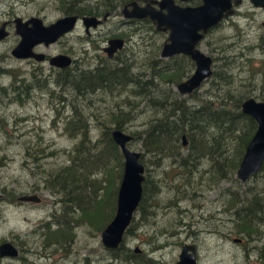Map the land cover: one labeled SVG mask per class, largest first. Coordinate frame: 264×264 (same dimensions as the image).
<instances>
[{
    "label": "rangeland",
    "instance_id": "374dc122",
    "mask_svg": "<svg viewBox=\"0 0 264 264\" xmlns=\"http://www.w3.org/2000/svg\"><path fill=\"white\" fill-rule=\"evenodd\" d=\"M7 1H10L8 5L0 3V23L7 18L2 13L12 10L18 14L39 10L45 22L54 21L62 13L58 0L52 3L46 0ZM99 2L101 0H89L85 5L98 8ZM121 8L119 6L97 29L90 30V35H86L83 25L78 23L71 33L57 42L35 50L46 55H69L75 60L67 69L70 73L80 68H95L108 59L101 50L108 36L128 32L134 27L124 23ZM263 21L264 11L253 9L249 2H245L198 44L213 58L212 70H225L230 76L226 82H220L223 84L219 88L212 87L209 78L205 80L196 90L199 98L216 101L230 89L234 94H242L244 99L253 97L264 101ZM138 27L142 30L131 32L120 54L121 61L125 60L123 56L126 57L132 66L131 72L138 75L142 83L154 81L159 83L160 89L174 93V84H165L154 76L149 65L161 59L166 34L157 32L153 25L145 22H140ZM145 40L149 41V46L145 45ZM18 41L19 36L11 28L9 35L0 42V243L7 240L15 244L19 256L0 257V264H139L112 259L109 249L101 241L104 228L99 225L110 212L113 200V195L110 194V198L108 195L111 189L118 188L120 182L119 174L113 173L116 158L105 153L107 149L101 142L105 127L112 129L115 126L111 113L129 111L128 102L134 108L131 113L136 116L123 123V130L126 133L142 131L148 114L145 100L131 94L134 84L116 96L101 90L75 95L73 90L61 86L64 69L54 68L47 61L38 63L15 58L11 51ZM121 61L108 59L107 63L121 66ZM23 82L31 83L32 88L27 94L22 92L19 95L17 91ZM150 87V91L155 92L153 86ZM194 99L196 93L188 101H196ZM74 110L81 114L82 125L86 127L88 138L95 143V151L103 150V156H106L105 167L101 164L90 173L86 167L77 182L81 183L85 195L80 194V205L85 203L87 211L92 212L87 217L74 203L60 202L65 197L64 191L56 192L44 184L48 174L54 175L57 169L70 164V155L76 153L83 159L87 153L85 149L76 151L75 146L82 138L77 124L64 129L67 122L76 118ZM129 147L141 153L146 168V207L149 206V211L146 216L139 210L134 214L129 232L124 235L123 252L134 253L138 249L135 255L149 262L175 264L182 245L193 243L197 247L198 264H264V222L257 223L259 234L247 236L236 231L231 216L233 202L238 201L240 195L244 199L250 187L262 189L263 177L254 176L241 182L235 172L230 179L214 180L215 157L203 158L196 165L189 161L192 159L188 156L189 149L181 144L177 148L180 155L177 153L172 157L153 156L143 147L141 136L134 138ZM36 148L41 149L36 152ZM28 153H32V157ZM36 156L37 160H34ZM182 162L187 164L183 166ZM77 166L83 169L84 162L79 161ZM116 171L119 172V168ZM93 178L101 179L102 183H91ZM153 188L157 189L156 192ZM22 194H38L43 201L34 204L18 201L16 197ZM107 197L105 207L103 203ZM64 213L68 216L67 225L71 232L67 244L45 246V226L56 228L65 219Z\"/></svg>",
    "mask_w": 264,
    "mask_h": 264
},
{
    "label": "trees",
    "instance_id": "16d2710c",
    "mask_svg": "<svg viewBox=\"0 0 264 264\" xmlns=\"http://www.w3.org/2000/svg\"><path fill=\"white\" fill-rule=\"evenodd\" d=\"M80 1L81 0H71L70 6H65L63 3L67 11L66 13H94L92 9L81 8ZM129 1L132 0H111V2L116 5H123ZM107 62L108 59H106L100 67L80 68L70 74L66 69L65 72L62 73V88L73 90L75 95L94 93L95 91L101 90L116 96L121 95V91H123L125 87L134 84L135 88L131 90V94L145 100L144 107L147 109L148 114L143 130L140 132L132 131L129 134L132 135L133 139L141 136L145 150L151 152L152 155L156 157L175 156L178 151L177 148L182 141L181 137L185 135L186 140L189 142L191 150L190 155L193 157L196 156V165L203 158L215 157L216 165L212 172V174H214V180H221L224 178L230 179L234 175L243 158L245 149L257 128L256 121L252 117L241 112V103L244 100L242 94H234L230 89H227L225 93H223V96L219 99L217 98L215 101L207 97L199 98L196 91L190 95V97H195L196 93V99H194L196 101L187 102L186 98H182L170 90L169 94L168 91L165 92L160 89L159 83L149 80L142 83L138 75L131 72V67L126 62L121 66H118V64L109 65ZM192 66L190 59L184 55L175 56L168 60L157 59L152 65L150 64V67L154 70V76L160 80L168 81L169 83L180 82L181 78L191 70ZM229 77L230 76H228L225 70L217 72L213 70L212 76L209 79L213 82L212 87L219 88L220 82H226ZM57 79L60 80L59 77ZM45 82L46 81H44L43 84H45ZM150 85L153 86L152 90L155 89V92L150 91ZM31 88V83L23 82L20 90L17 92L19 95L22 92L27 94L28 90ZM50 93H53V91H50ZM123 103L124 101H122V104ZM117 105H119V103H117ZM128 106L131 107L129 111L117 110L111 113V118H113L115 122V128L123 130V123L135 118L136 115L131 113L134 108L131 106L130 102H128ZM74 111L76 118L73 117L67 122L64 129H70L71 124H77L76 127L81 131L82 138L75 146L76 151L80 152L85 149L87 153L83 159L76 156V153L70 155V164L57 169L54 175L51 173L48 174V176L44 178V184L47 188H51L56 192L64 191V198L69 197V201L74 203L78 210H81L84 217H87L91 216L92 212L87 211L88 206H86L85 203L80 205V203L82 204V201H79L80 194L84 197L85 195L82 191L83 187L80 185L81 183L79 184L77 182H80L86 167H88L89 173L98 168L101 164L105 167L106 156H103V150L98 149L95 151V143H92L88 138L86 127L82 125L81 114L76 110ZM105 128L106 130L102 136L104 140L102 139L101 144H103L102 147L107 149L105 153H110L116 158L117 165L113 173L119 174V179L121 181L123 173V156L111 137L113 128ZM37 149L41 148H36V152H38ZM28 155L32 157L33 154L28 153ZM37 157L38 156L33 159L37 160ZM79 161L84 162V170H80L77 166ZM186 164L187 162H183L182 165L185 166ZM37 167H40V164ZM118 168L119 172L116 171ZM255 176L264 178V162ZM146 180L147 179L143 182V194L139 205V211H141L143 216H146V211L147 213L149 211V206L146 207L148 203L146 202ZM93 182L102 183L101 179L98 180L95 178L91 180V183ZM155 185L156 184H154V186ZM155 188H157V186ZM155 188L154 192H156ZM117 191L118 188H113L109 192V198L110 194L113 195V200L109 208L110 212L105 214L104 220L101 222V225H99V228H104L115 214ZM108 197L103 203L105 207H107ZM243 197L245 198L243 199L240 195L238 201L233 202L231 211V216H233L232 221L236 223L235 229L238 233L246 232L251 234L258 230V222H264L258 221L264 219V187L260 190L257 186L250 187ZM105 211L108 210L106 209ZM72 212H75V209H72ZM45 227L44 242L48 245L51 241L59 243L66 237V235H61L56 230L51 231L52 229L47 225ZM127 232H129V229ZM123 248L124 246L122 243L118 249L109 250L112 259L126 260L128 262L134 261L139 264L156 263L149 262L150 260L143 257L141 258L135 255V253L129 251L123 252Z\"/></svg>",
    "mask_w": 264,
    "mask_h": 264
},
{
    "label": "water",
    "instance_id": "95a60500",
    "mask_svg": "<svg viewBox=\"0 0 264 264\" xmlns=\"http://www.w3.org/2000/svg\"><path fill=\"white\" fill-rule=\"evenodd\" d=\"M201 1L202 4L197 7H181L175 4L174 0H149L145 6H140L136 1H132L122 10L123 17L149 18L156 30L168 33L160 51L161 58L184 54L193 61L195 65L193 73L185 81L176 85V90L182 96L198 90L202 83L211 77L212 58L204 53L198 44L210 29L231 15L233 13L232 6L238 5L242 0ZM252 1L255 5L264 6V2L261 0ZM151 3L157 4L158 7ZM82 21L87 29L90 26L96 27L100 22L92 16L83 17ZM21 22L20 19L15 21V31L20 35V41L12 49L11 54L16 58L32 57L42 61L45 55L35 53L33 47L42 42L45 45L54 43L62 35L72 31L76 27L77 16H64L47 26L38 18ZM28 23H31L32 27H26ZM262 25L264 27V22ZM7 34L5 24H3L0 27V40ZM108 44L109 47L105 48V52L109 58H112L114 53L122 48L123 41L111 39ZM71 62L72 59L64 54H58L49 60L50 65L61 69L68 67ZM241 110L257 123L255 133L249 141L236 171V178L245 182L259 170L264 162V101L247 98L241 103ZM111 137L123 156V173L117 191L115 214L102 231L101 241L105 248L116 250L122 243L124 233L132 221L134 212L140 205L145 180V166L141 162V153L129 147V142L133 139L132 135L122 129L114 128L111 131ZM182 140L183 144L186 145L185 135H182ZM18 199L34 203L40 201L36 194L20 196ZM196 251L193 244H184L175 264H197ZM135 252H139V250L135 249ZM17 256L18 249L12 242L5 241L0 244V257L15 258Z\"/></svg>",
    "mask_w": 264,
    "mask_h": 264
},
{
    "label": "flooded vegetation",
    "instance_id": "af4514ba",
    "mask_svg": "<svg viewBox=\"0 0 264 264\" xmlns=\"http://www.w3.org/2000/svg\"><path fill=\"white\" fill-rule=\"evenodd\" d=\"M17 0H12L11 2H16ZM47 1V3H52V2H56L57 0H46ZM87 1H89V0H81L80 1V5H81V8H85V9H92V11L94 12V13H92V14H88V13H84L83 12V14H79V13H66L67 11H66V9H65V7L63 6V3L65 4V6H70V2H71V0H58V2H59V8H60V10H61V16L60 17H58V18H61V17H64V16H77V22H76V26H77V24L78 23H81L82 25H83V27H84V31H85V33H86V35H90V30H93V29H97L99 26H101L103 23H105L108 19H109V17L111 16V14L113 13V12H115L116 11V9L117 8H119V6H122V8H121V14H122V17H123V13H122V10H123V7L124 6H126V5H128L130 2H132V1H136L140 6H145L146 5V3L147 2H149V0H132V1H129V2H127V3H125V4H123V5H116L115 3H112L111 2V0H101V2H99V6H98V8H92L91 6H86L85 5V3L87 2ZM262 2H264V0H261ZM26 2H28V1H26ZM174 2H175V4H177L178 6H181V7H185V6H190V7H197V6H199V5H201L202 4V1L201 0H193V1H190V0H188V1H182V0H174ZM245 2H249L250 4H251V6H252V8L253 9H259V10H262V11H264V6H259V5H255V3L252 1V0H242L241 1V3H239L238 5H233L232 6V8H233V13L231 14V15H229V16H227V17H225L223 20H226L228 17H231L233 14H235L237 11H238V7H240L243 3H245ZM0 3H3V4H5V5H8L9 3H10V1H7V0H0ZM25 4V1H23L22 2V6ZM153 6H155V7H158V5L157 4H155V3H151ZM14 7V6H13ZM128 8H131V7H128ZM13 9V8H12ZM41 10H44L43 8L41 9ZM2 15L3 16H6L7 18H6V20H4V21H2L1 23H0V27L3 25V24H5V30L8 32V34L3 38V39H1L0 40V42L1 41H3L8 35H9V29H11V28H13L14 29V31H15V27H16V24H15V21L17 20V19H20L22 22L21 23H24V22H27V21H29L30 19H32V18H38V19H40V20H42V23L44 24V25H49V24H51V23H53V22H55L58 18H55V20L54 21H49V22H45V17L43 16V15H41L40 14V11L38 10V11H35V12H33V13H29V14H27V13H25V14H18V13H16V11H14V10H12V12H10V11H6V12H3L2 13ZM86 16H92V17H96L100 22L98 23V25L96 26V27H92V26H90L88 29L85 27V25H84V23H83V21H82V18L83 17H86ZM124 19H125V21H124V23H128V24H132V26H134L133 27V29L132 30H129L128 32H121V33H113V34H110L109 36H108V38H107V41H106V43H105V45L104 46H102L101 47V50L104 52V54L106 55V57L108 58V59H117V61H121V58L122 57H120V54H121V52L125 49V47H126V44H127V42L129 41V39H130V35H132L131 34V32L132 33H136L137 31L138 32H140L141 30H142V27H138V24L140 23V22H145V23H148V24H150L151 26L153 25V27H154V29L156 30V28H155V25L152 23V21L149 19V18H141V19H138V18H126V17H123ZM222 20V21H223ZM221 21V22H222ZM221 22L217 25V26H219L220 24H221ZM264 22V21H263ZM263 22H262V24H263ZM20 25H22V24H20ZM13 26V27H12ZM217 26H215V27H217ZM263 26V25H262ZM26 27H32V24L31 23H28L27 25H26ZM215 27H213L212 29H210L208 32H207V34L208 33H210ZM76 28V27H75ZM74 28V29H75ZM73 29V30H74ZM72 30V31H73ZM72 31H70V32H68V33H66L65 35H67V34H69V33H71ZM157 32H161V31H158V30H156ZM15 33H16V31H15ZM162 33H165L166 34V38H167V35H168V33L167 32H162ZM17 34V33H16ZM207 34H205V36L207 35ZM18 36H19V41H20V35L19 34H17ZM65 35H62L59 39H61L62 37H64ZM145 38L147 37V31H146V33H145ZM205 36H204V38H205ZM263 36H264V27H263ZM263 36H262V44H263ZM166 38H165V40H164V42L166 41ZM203 38V39H204ZM58 39V40H59ZM111 39H121L122 41H123V46H122V48L121 49H119V50H117L115 53H114V55H113V57L112 58H109L108 56H107V52H105V48H107V47H109V40H111ZM57 40V41H58ZM19 41H18V43H19ZM57 41H55V42H57ZM54 42V43H55ZM163 42V43H164ZM17 43V44H18ZM16 44V45H17ZM51 44H53V43H50V44H48V45H45L43 42L42 43H38L37 45H35L34 47H33V51L35 52V53H43V52H37L36 50H35V48L36 47H39V46H44V47H47V46H49V45H51ZM15 45V46H16ZM145 45L146 46H149L150 44H149V41H146L145 40ZM163 45V44H162ZM14 46V47H15ZM263 46H264V44H263ZM13 47V48H14ZM162 48V47H161ZM45 56H44V59L42 60V61H39V60H36L35 58H32V57H28V58H17V59H26V60H32V61H36V62H38V63H42V62H48L49 63V60H50V58L51 57H53V56H56V55H58V54H56V55H46L45 53H43ZM59 54H64V53H59ZM64 55H67V54H64ZM179 55H184V54H179ZM179 55H175V56H179ZM208 55V54H207ZM69 56V55H68ZM175 56H172V57H175ZM184 56H187V55H184ZM210 56V55H209ZM70 57V56H69ZM172 57H169V58H161V59H165V60H168V59H170V58H172ZM189 59H190V57L189 56H187ZM211 57V56H210ZM16 58V57H15ZM71 59H72V62H71V64L68 66V67H66V68H63L64 70H66V69H70L71 68V66H72V64H74V59L72 58V57H70ZM123 58L125 59V60H122L121 62H120V64L122 65L124 62H126L127 64H128V62H127V59H126V57H124L123 56ZM212 58V57H211ZM103 63V62H102ZM102 63L100 62L96 67H100L101 65H102ZM190 63L193 65L192 67H191V70L189 71V72H187L182 78H181V81L180 82H178V83H169L168 81H164V83L165 84H174V86H175V90H174V93H176V95H178V96H180V97H182V95L176 90V85L177 84H179V83H181V82H183V81H185L187 78H189L190 77V75L193 73V71H194V69H195V65H194V63H193V61L190 59ZM212 64H213V58H212ZM50 65V64H49ZM130 67H132L131 66V64H128ZM150 65V64H149ZM50 66H52V67H54V68H58V69H61V68H59V67H56V66H54V65H50ZM119 66V65H118ZM211 68H212V66H211ZM212 72H213V70H212ZM227 72H228V70H227ZM68 73L70 74V71H68ZM212 76V75H211ZM229 76V75H228ZM168 92H169V90H167ZM171 91V90H170ZM194 92H196V90L195 91H193L192 93H194ZM191 93V94H192ZM169 94H170V92H169ZM191 94H188V95H183V97L182 98H186V101L187 102H189L188 100H189V98H190V95ZM247 98H253V97H247ZM247 98H245V99H247ZM244 99V100H245ZM255 99V98H254ZM243 100V101H244ZM256 100V99H255ZM257 101H259V100H257ZM189 104H191V103H189ZM168 106H169V104H168ZM115 128V126L113 127V129ZM124 131V130H123ZM181 139H182V137H181ZM186 142H187V144L186 145H184L183 144V140L181 141V145L183 146V147H186L187 149H189L188 151H189V154H188V156L189 157H192V159L191 160H189L190 162H193V163H195L196 164V162L194 161V160H196V156H191L190 154V152H191V150H190V147H189V142H188V140H186ZM177 153L179 154V150L177 151ZM180 155V154H179ZM172 157V156H171ZM188 158V157H187ZM189 162V163H190ZM182 164H183V162H182ZM145 171H146V168H145ZM145 174V173H144ZM146 179V178H145ZM119 187V186H118ZM153 190H154V188H153ZM157 190V189H156ZM1 194V193H0ZM24 195H31V194H22L21 196H24ZM37 196H38V194H36ZM20 196H18V197H16V199L18 200V201H20L18 198H19ZM39 197V202L38 203H40L41 201H43V198H41L40 196H38ZM1 198H2V194H1ZM67 202V201H69V197H67V198H64L63 200H62V198L60 199V202L62 203V202ZM21 202H24V203H28V204H34V202H32V201H21ZM66 207L67 206H65L64 205V210H66ZM116 209V208H115ZM139 210V206H138V208H137V210L134 212V214L137 212ZM141 212V211H140ZM63 216H64V218L65 219H63L62 221H60L59 223L60 224H58V225H56L57 227L56 228H51L52 230L51 231H54V230H56V231H58L61 235L62 234H64V235H66V237L62 240V241H60L59 243H56V242H53V241H51L50 243H49V245L45 242V246H56V245H58V244H64V245H66L67 244V242H68V237H69V235L68 234H70L71 232H69V230H68V220H67V214L66 213H64L63 214ZM133 218H134V215H133ZM133 218H132V220H133ZM132 222V221H131ZM109 223V222H108ZM131 224V223H130ZM106 226H107V224H106ZM105 226V227H106ZM130 226V225H129ZM104 227V228H105ZM129 228V227H128ZM128 228L126 229V231H125V233H124V235L127 233V230H128ZM46 230V229H45ZM104 230V229H103ZM102 230V231H103ZM64 232V233H63ZM102 233V232H101ZM239 233H242L243 235H247V236H250V235H257V234H259L260 233V230H259V228H258V230L256 231V232H253V233H251V234H248V233H246V232H239ZM261 235V234H260ZM43 237L45 238V236H44V233H43ZM123 240H124V236H123ZM5 241H7V240H5ZM5 241H3V242H5ZM3 242H1L0 244H2ZM122 243H123V241H122ZM121 243V244H122ZM120 244V245H121ZM185 244H187V243H185ZM191 244H193V243H191ZM15 245V244H14ZM184 245V244H183ZM182 245V246H183ZM194 246H195V248H196V250H197V247H196V245L195 244H193ZM16 246V245H15ZM16 248L18 249V247L16 246ZM182 248V247H181ZM118 249V248H117ZM109 250H111V249H109ZM181 251V250H180ZM134 253H135V251H134ZM137 253V252H136ZM196 254H197V251H196ZM18 256H19V249H18ZM17 256V257H18ZM1 258H10V257H1ZM197 259V258H196ZM197 264H198V261H197Z\"/></svg>",
    "mask_w": 264,
    "mask_h": 264
},
{
    "label": "bare ground",
    "instance_id": "6f19581e",
    "mask_svg": "<svg viewBox=\"0 0 264 264\" xmlns=\"http://www.w3.org/2000/svg\"><path fill=\"white\" fill-rule=\"evenodd\" d=\"M183 97V96H182ZM241 112H242V110H241ZM243 113V112H242ZM247 115V114H246ZM263 164V163H262ZM262 166V165H261ZM261 166H260V168H261ZM260 168H259V170H260ZM259 170L255 173V174H252L247 180H249L250 178H252V177H254L258 172H259ZM246 180V181H247Z\"/></svg>",
    "mask_w": 264,
    "mask_h": 264
}]
</instances>
